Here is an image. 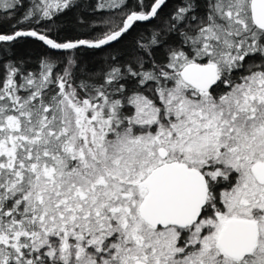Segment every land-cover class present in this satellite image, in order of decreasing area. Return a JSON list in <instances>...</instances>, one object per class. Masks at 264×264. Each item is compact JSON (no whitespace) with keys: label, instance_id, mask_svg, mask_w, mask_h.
I'll return each instance as SVG.
<instances>
[{"label":"snow or ice","instance_id":"1","mask_svg":"<svg viewBox=\"0 0 264 264\" xmlns=\"http://www.w3.org/2000/svg\"><path fill=\"white\" fill-rule=\"evenodd\" d=\"M164 4L140 0L94 40L32 29L0 42L100 48ZM70 6L35 0L25 19ZM200 8L183 0L134 60L96 81L75 84L71 57L61 73L48 58L39 72L4 65L0 264H264V0ZM171 33L179 44L157 61ZM254 55L261 62L235 76Z\"/></svg>","mask_w":264,"mask_h":264},{"label":"trees","instance_id":"2","mask_svg":"<svg viewBox=\"0 0 264 264\" xmlns=\"http://www.w3.org/2000/svg\"><path fill=\"white\" fill-rule=\"evenodd\" d=\"M35 0H18L17 7L12 10L0 9V34H11L19 29H35L48 32L51 38L59 42L80 39L94 40L103 33L114 30L121 23L126 13L131 10L139 11L140 0H124L119 7L100 8L99 4L106 0H71V6L56 13L51 18H29L25 16L32 9ZM153 0H143L150 4ZM119 3V0H117ZM183 0H167L159 10V15L150 22H137L119 41L102 48L80 46L74 50L55 51L47 48L42 42L31 37H21L16 41L0 42V75L4 65L9 62L22 67L26 72H39L40 63L44 58L56 62L54 72L61 73L71 57L75 60L74 82L82 80L96 81L113 64L125 65L134 60L138 53L137 42H147L153 31L166 27V22L174 14ZM200 14H203V0H201ZM167 43L164 48H156L157 61L163 59L165 48L171 44L178 45L180 37L176 33L163 37ZM115 58V59H114ZM261 58L254 55L246 59L244 69L234 73L235 76L247 74L249 64H259ZM223 86L221 91H223Z\"/></svg>","mask_w":264,"mask_h":264},{"label":"water","instance_id":"3","mask_svg":"<svg viewBox=\"0 0 264 264\" xmlns=\"http://www.w3.org/2000/svg\"><path fill=\"white\" fill-rule=\"evenodd\" d=\"M167 0H165V2H166ZM163 6V5H162ZM153 19V18H152ZM143 22H149V21H143ZM27 30H32V29H19V31H27ZM16 31H18V30H16ZM14 33V32H13ZM13 33H11V34H13ZM75 41H77V40H73L72 42H75ZM114 42H116V41H113V42H111L109 45H111L112 43H114ZM46 46V45H45ZM105 46H108V45H104V46H101L100 48H102V47H105ZM47 48H49L48 46H46ZM85 47H87V46H85ZM52 50H54V49H52ZM55 51H61V50H55Z\"/></svg>","mask_w":264,"mask_h":264},{"label":"rangeland","instance_id":"4","mask_svg":"<svg viewBox=\"0 0 264 264\" xmlns=\"http://www.w3.org/2000/svg\"><path fill=\"white\" fill-rule=\"evenodd\" d=\"M111 2H112V0H106V5L111 3Z\"/></svg>","mask_w":264,"mask_h":264}]
</instances>
